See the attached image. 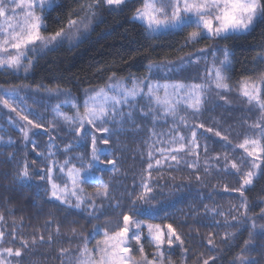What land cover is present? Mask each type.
I'll use <instances>...</instances> for the list:
<instances>
[{
    "label": "snow or ice",
    "instance_id": "6c2138e0",
    "mask_svg": "<svg viewBox=\"0 0 264 264\" xmlns=\"http://www.w3.org/2000/svg\"><path fill=\"white\" fill-rule=\"evenodd\" d=\"M129 0H82L79 5V13L76 10L70 13L66 24H62L58 30L48 33L46 25V13H49L58 6V0H0V69H10L19 71L23 68L27 73L34 64V60L29 58L39 56L46 51H52L63 45L65 42L72 44L79 42L82 35H87L92 27L93 21L97 17V9L106 6L109 11L123 10ZM132 19L138 21L144 27L147 35L155 37L163 32H182L187 28L194 30L189 32L185 43H199L201 40H224L235 39L241 35L251 33L257 27L264 26V0H141V6L135 9ZM197 55H190L185 61L181 59L179 64L171 61L162 64H149V76L145 78H128L117 80L115 74L109 77V83L98 89L85 90L83 112L80 111V104L75 102V98L70 93L65 94L67 99L63 104L71 105L75 111L72 114L61 112L62 104H57L53 111L55 117L64 124L70 125L68 132L76 137L75 143H67L60 149L55 141L57 137L50 133L56 131V125L50 123L48 128L38 121L43 120L42 116L32 113L24 104V99L19 95L18 88L5 89L0 87V105L4 109H9V125L18 130L23 137L24 148L32 145V150L40 145L31 138L38 133L34 129L44 128V134L48 135V144L45 152H36V159L29 162L28 152L22 161H16L18 170L13 174V180L21 187H29L32 183L33 175L39 176L44 182V195L47 196V203L57 211H62L70 215H79L87 212L88 218L99 219V215L106 201L112 197L109 193V182L104 181L99 176H94L96 170H107L116 172V161L109 157L111 151L101 147L108 145L112 136L120 131L115 129L116 124L121 126L132 120V113L135 110L134 104L138 99H146L148 111L141 109L144 117L152 116L153 120L163 116L165 119L171 117L174 127L166 134L170 138L167 141L159 140L160 143L168 145H178L177 147H160L155 149L161 158L169 161L168 167L173 168L181 163V153L196 157L187 163L190 169H196L199 164V138L197 128H204L206 133H212L223 142L221 147L225 149L223 154V164L221 166V156L217 155L213 159L216 161L217 171H223L226 175H233L238 178L239 187L233 191L239 192L242 198L240 208L247 211L248 202L244 198L245 190L254 186V181L264 180V72L255 77H246L231 83L228 73L232 70V52L225 45L224 47L200 48ZM211 55L209 61L208 55ZM222 57V58H221ZM255 62L264 63V50L258 52L253 57ZM203 61L204 67L197 77L199 83H184L183 81H170L160 83L159 80L153 82L151 75L155 72H163L165 76L169 73H184L193 65L198 66ZM129 83L131 86L129 87ZM237 91L238 95L246 102L250 109L259 113L257 119L248 125L249 133L245 134L242 141L232 145L229 135L223 134L212 127L205 128L201 124L189 126L188 115L193 118L202 113L203 106L207 102L208 95L215 92L221 100L228 103L226 93ZM49 93L61 94L60 89H46ZM161 92L163 93L161 95ZM186 111L181 115V107ZM129 109L125 111V109ZM190 110V111H187ZM15 113L18 119L11 116ZM33 115L34 119H29ZM23 122V123H22ZM189 128L191 137H185L180 133V127ZM0 131L4 129L0 128ZM31 133V136H30ZM99 134V135H98ZM152 135H158L152 133ZM211 139V137H205ZM14 141L9 138L7 141L0 136V147L12 146ZM90 144L88 161L85 164V156L67 157L62 162L55 157L58 153L67 154L76 146ZM230 148V152L228 149ZM205 153L208 151L207 144L203 145ZM237 150H241L237 152ZM2 155V153H0ZM149 162L147 164V176H142L139 185L135 183L131 192H127L128 207L122 208L120 201L109 206L113 209H120L118 219L115 223H106L103 226L94 225L90 234L83 238L79 246L74 261L69 264H173L171 256L174 246L183 249L187 253L188 249L183 248L185 241L173 227L172 223H148L140 217L148 213L152 219L153 213L157 218L159 212H165L164 207L157 208L151 204L156 198V189L162 188L158 180L163 179L161 175L157 180L152 177L154 164L151 162L153 152L148 153ZM9 163L15 160V156L9 155ZM79 162V167L72 161ZM39 162L44 166L38 170L34 167ZM174 162V164L172 163ZM101 165H110L111 168H101ZM161 166V159L155 160V168ZM176 170H179L176 168ZM205 172L209 168L205 166ZM174 180L175 178L172 177ZM89 180H95L100 184L102 190L93 193L85 191L82 185ZM200 180V176H196ZM39 188V185H37ZM176 187H173V191ZM225 191H229L225 187ZM207 210V209H206ZM214 215L224 216V212ZM106 215V213H105ZM243 215V214H242ZM261 218H264L262 209ZM161 219L167 220L165 214ZM4 216L0 214V222ZM236 221L237 217L233 216ZM74 223V222H73ZM218 223V222H217ZM51 224V221L48 222ZM226 227H233L225 221ZM257 225L255 218L249 231V238L244 241V248L241 255H238L232 264H257L255 260L244 259L242 254L248 250L252 244L253 236ZM264 235V225L260 226ZM75 234V229H72ZM102 233L103 239L99 240L91 248L88 246L91 239L96 234ZM56 234H59V225L56 227ZM10 236L9 243L17 240L16 232L6 233L0 230V244L4 243L5 237ZM235 239V234H225L224 240L228 243ZM40 242H44V237H39ZM53 241V236H48V242ZM37 238L33 237L35 244ZM145 242L152 249L145 251ZM208 245L215 247L213 239L209 237ZM28 247V241L20 238V247L15 250L13 247H0V264H13L12 259L21 258L22 249ZM60 255L63 258L70 255L67 249H61ZM217 257L210 256L203 260V264H215ZM17 264L19 260L17 259Z\"/></svg>",
    "mask_w": 264,
    "mask_h": 264
},
{
    "label": "trees",
    "instance_id": "16d2710c",
    "mask_svg": "<svg viewBox=\"0 0 264 264\" xmlns=\"http://www.w3.org/2000/svg\"><path fill=\"white\" fill-rule=\"evenodd\" d=\"M82 0H58V6L46 13L47 32L51 33L66 24L68 16L76 10L79 13V5ZM141 6V0H130L123 10L109 11L106 6L97 9V17L87 35H83L79 42L69 44L65 42L52 51H46L39 56H31L34 60L33 66L25 73L23 69L14 71L10 69L0 70V87L18 88L19 95L24 99L20 107L30 109L32 113L43 117L38 121L48 128L50 123L56 125V131L50 134L56 138V145L63 149L67 143H75L76 137L69 134L70 125L58 123L53 113L54 107L61 103L64 113H70V107H63L67 99L65 94L70 93L75 101L82 103L85 90L98 89L109 83V77L115 74V78H145L148 76V65L162 64L171 61L177 63L190 55L197 54V50L205 47H224L227 45L232 52V70L228 73L231 83L246 77H255L264 72V63L255 62L253 57L264 50V26L257 27L248 34L241 35L235 39L224 40H201L199 43H185L187 34L193 28H187L182 32H167L155 37L147 35L141 23L132 19L135 9ZM59 88L61 94L49 93L46 89ZM9 109L0 105V136L5 141L11 138L12 146L0 147V214L4 216L0 222V230L6 233L16 232L17 240L9 243L11 237H5L0 247H20V238L28 241V247L22 249L21 258H11L13 264H69L74 261L83 238L88 236L94 225L103 226L106 223H115L118 219L120 209H113L110 204L120 201L122 208L127 210L128 196L132 186L140 184L141 177L147 176L148 153L153 152L151 162L154 164L152 177L157 180L161 175L163 179L158 180L162 188L156 189V198L151 204L157 208L164 207L165 212H159L158 216L153 213L152 219L145 213L140 218L148 223H172L177 232L185 241L183 249L174 246L171 259L173 264H203L204 259L210 256L217 257L215 264H232V261L241 255L244 241L249 238L252 219L255 218L257 225L252 244L242 254L244 259L255 260L257 264H264V235L261 233V225L264 218L260 214L264 209V180L254 181V186L245 190L244 198L248 202L247 211L240 208L241 200L239 192L233 191L239 187L238 178L226 175L223 171H217L215 156H221L225 149L221 144L213 145L210 154L201 158L196 169H190L186 165L194 161V157L182 158L181 163L173 168L168 167L169 161L161 158L155 149L169 147L166 143H156L152 135V126L144 123L129 122L116 132L108 145L111 151L109 157L116 161L118 171L96 170L94 176L101 177L109 182V193L112 199L106 201L99 219H89L87 212L79 215H70L57 211L52 204L47 203L44 195V182L39 176L33 175L29 187H21L13 180V174L18 170L16 161H22L25 152L29 154V162L36 159V152H45L48 144V135L37 131L36 136H30L40 147L32 150V145L24 148L22 134L10 127ZM11 116L18 119L15 113ZM29 119H34L29 115ZM23 123V122H22ZM138 123V124H136ZM137 127L139 129H137ZM43 129V128H42ZM230 152V148L228 149ZM90 144L78 145L71 152L58 153L55 157L63 161L67 157L85 156V164L88 161ZM15 156V160L9 163V155ZM161 159V166L155 168V160ZM79 167V162L72 161ZM174 164V162H172ZM208 172H205V166ZM44 166L39 162L34 166L37 170ZM101 168H111L110 165H101ZM178 168L179 170H176ZM200 180H196V176ZM172 177L175 179L173 180ZM39 185V188L37 187ZM176 190L173 191V187ZM88 193L102 190L99 183L89 180L82 185ZM225 187L229 191H225ZM207 209V210H206ZM224 212L225 215H214ZM106 213V215H105ZM167 214L168 219H161ZM243 214V215H242ZM236 216L237 220H232ZM51 221L49 225L48 222ZM225 221L234 225L226 227ZM74 222V223H73ZM218 222V223H217ZM59 225V234L56 227ZM72 229H75V234ZM235 234V239L225 242V234ZM43 235L44 242L39 241ZM53 236V241L48 242V236ZM33 237L37 238L35 244ZM211 237L215 247L207 244ZM103 239V234L95 235L90 240L89 247ZM61 249H67L70 255L63 258ZM145 251L152 249L145 242ZM210 264L212 262L210 261Z\"/></svg>",
    "mask_w": 264,
    "mask_h": 264
},
{
    "label": "rangeland",
    "instance_id": "374dc122",
    "mask_svg": "<svg viewBox=\"0 0 264 264\" xmlns=\"http://www.w3.org/2000/svg\"><path fill=\"white\" fill-rule=\"evenodd\" d=\"M130 1V0H129ZM138 22V21H136ZM140 23V22H139ZM167 33V32H163ZM162 33V34H163ZM160 35V34H159ZM83 36V35H82ZM216 48L215 46L209 47V52L211 49ZM198 54V53H197ZM196 54V55H197ZM32 56V54H29V58ZM195 56V55H194ZM222 58V57H221ZM188 58L184 59L185 61ZM209 61L211 60V55H208ZM180 62V61H179ZM173 63V64H179ZM204 67L203 61L198 66H191L188 71L184 73H169L167 76L164 75L163 72H153L151 75V78L153 82L159 80L160 83L164 82H170V81H183L184 83H199V79H193L194 77H197L199 74V71H201ZM23 69V68H21ZM20 69V70H21ZM2 70V69H0ZM149 76V74H148ZM147 76V77H148ZM135 78V77H134ZM117 80H124V79H118ZM142 79V78H141ZM131 84L129 83V87ZM163 93L161 92V95ZM226 99L228 103H225L224 100H221L220 97L215 93L212 92L208 95L207 102L203 106L202 113L198 115L197 117L193 118L191 115L187 116L189 126H192L194 124H203L205 128L212 127L214 130H219L221 131L222 135L223 134H228V130L231 129L229 139L232 142V145H235L239 142L242 141L243 137L245 134H250L248 125L253 123L256 119L259 113L255 110H252L249 108V106L246 104V102L238 95L237 91H232L230 93H226ZM77 102V101H75ZM79 103V102H78ZM61 104V103H59ZM80 104V111L83 112V103ZM63 107H70V113L72 114L75 109L69 105V104H63ZM134 111L132 113V120L129 122H141L146 124L147 126L151 127L152 130L151 132L156 133L158 135H153V139L155 142L158 144L159 140H164L167 141L170 137L166 134L171 132L172 136H175V132H172L171 130L174 127L173 120L171 117H168L165 119L163 116H160L159 119L153 120L152 116L149 115L148 117H144L141 114V109L143 111L147 112L148 109V102L146 99H138L135 104H134ZM129 109H125V111H128ZM190 111V110H187ZM61 112H63V109L61 108ZM54 113V111H53ZM55 114V113H54ZM181 115H185L186 111L181 107L180 111ZM58 123H62L61 121H57ZM127 123V122H126ZM138 124V123H136ZM125 125V124H123ZM122 125V126H123ZM120 124H116L113 126L114 128L122 127ZM137 129H139L137 127ZM33 131L35 132H42L44 133V128L42 129H34ZM197 135L199 138V144L201 145V148L198 150L199 151V160L201 155H204L201 158H206L207 155L210 154V148H213V145H218L222 144L223 142L220 140L219 137H215L212 133H206L204 128H197ZM180 133L184 135L185 137L190 138L191 137V131L189 128H185L183 126L180 127ZM99 135V134H98ZM205 137H211V139H205ZM207 144L208 151L207 153L204 152L203 150V145ZM178 145H172V147H177ZM101 147L107 149L106 145H101ZM241 150H237L239 152ZM181 158H189V157H194L190 155H185L184 153L180 154ZM196 159V157H194ZM194 159V160H195ZM98 242V241H97ZM96 242V243H97ZM95 243V244H96ZM92 247V246H91ZM90 247V248H91Z\"/></svg>",
    "mask_w": 264,
    "mask_h": 264
}]
</instances>
